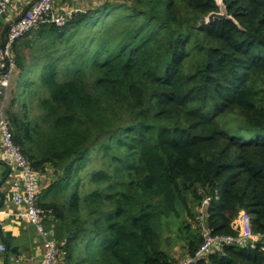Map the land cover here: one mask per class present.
<instances>
[{
    "label": "trees",
    "instance_id": "16d2710c",
    "mask_svg": "<svg viewBox=\"0 0 264 264\" xmlns=\"http://www.w3.org/2000/svg\"><path fill=\"white\" fill-rule=\"evenodd\" d=\"M222 2L231 18L207 22L215 0H56L63 25L53 10L13 42L3 115L50 168L54 264H177L164 224L193 257L240 211L261 236L188 264H264V0Z\"/></svg>",
    "mask_w": 264,
    "mask_h": 264
},
{
    "label": "built area",
    "instance_id": "2783aa9c",
    "mask_svg": "<svg viewBox=\"0 0 264 264\" xmlns=\"http://www.w3.org/2000/svg\"><path fill=\"white\" fill-rule=\"evenodd\" d=\"M56 0H30L28 3V8L22 12L17 18H15L8 26L4 40L0 45V87L3 89L4 99L1 102L0 106V135H1V147L2 152L5 156L10 158L15 166L19 169L21 179L20 181L15 182V194L13 195L12 201L15 204H24L25 211L23 216L26 219L33 221L38 229L40 236L42 237L44 243V253L42 264H54V260L59 252L61 251L56 247L54 241L52 240L53 230L52 229H43L40 224V214L41 208L37 203V193L39 191V175L38 171L35 170L30 163L23 156L21 150L14 145L12 140V135L9 130L8 122L3 115V107L5 101V95L8 92V89L13 78V74L16 70V65L13 59L12 54V44L13 42L21 37L28 29L42 20L43 16L48 15L53 10H55L56 15L51 19L55 22L57 26H61L65 22V17L61 12H67L68 8L55 7ZM9 5V0H0V13L3 14L7 11ZM59 12H57V10ZM76 11V10H72ZM242 221L237 219V222L240 225V232L237 237L230 236H210L208 231H205L203 235V241L195 251L193 257H188L182 260L177 264H188L195 257L203 255L204 253L219 249L223 244L230 242H239L243 243L246 240L251 242L258 238L259 234H254L251 230L249 220L245 219L243 211ZM5 213V210H0V214ZM264 235V234H263ZM6 245L0 238V253L5 252ZM65 254V251H62Z\"/></svg>",
    "mask_w": 264,
    "mask_h": 264
},
{
    "label": "crops",
    "instance_id": "0c3cea01",
    "mask_svg": "<svg viewBox=\"0 0 264 264\" xmlns=\"http://www.w3.org/2000/svg\"><path fill=\"white\" fill-rule=\"evenodd\" d=\"M30 0H9L8 9L3 13L4 22H0V44L5 36L9 24L28 8ZM14 78L12 88L15 87ZM8 92L5 100H8ZM3 89L0 87V106L4 99ZM4 106H6L4 101ZM39 175V190L50 181L51 171L48 166ZM21 175L14 162L5 156L1 147L0 135V238L6 245V250L0 254V264H41L45 250L43 240L38 238L39 232L36 224L26 219L22 214L25 211L24 204H15L12 201L15 194V182L20 181Z\"/></svg>",
    "mask_w": 264,
    "mask_h": 264
},
{
    "label": "rangeland",
    "instance_id": "374dc122",
    "mask_svg": "<svg viewBox=\"0 0 264 264\" xmlns=\"http://www.w3.org/2000/svg\"><path fill=\"white\" fill-rule=\"evenodd\" d=\"M75 6H77V8H82L83 7L82 4H81V2H80V5H75ZM16 76H17V72L14 74V77H13V79L11 81L12 84H13V80H14V78ZM22 78H23V76H21V77L18 76L17 77L16 83L18 84V86L21 85ZM10 89H11V84H10V87L8 89V92L10 91ZM182 215L184 216V214H182ZM242 215H243V213L240 212L239 215H238V218H237L239 221H242L243 220L242 219ZM174 227L175 226H172L169 223L168 224L166 223V224L163 225L164 237H162V239H163L162 244H163V247L165 248V250L168 253H170V255L172 256V258L177 263H180L182 260H184V259L187 258V256H186V250H185V246H184V237ZM38 238H40L42 240V237L40 235H38ZM42 261H43V255H42V259H41V264H42Z\"/></svg>",
    "mask_w": 264,
    "mask_h": 264
},
{
    "label": "water",
    "instance_id": "95a60500",
    "mask_svg": "<svg viewBox=\"0 0 264 264\" xmlns=\"http://www.w3.org/2000/svg\"><path fill=\"white\" fill-rule=\"evenodd\" d=\"M215 2H216V5L218 6V10L209 12L205 17V20L207 22H212L215 18L217 19L231 18V16L227 14L225 5L223 4L222 0H215ZM4 20L5 19L3 15L0 13V22H4Z\"/></svg>",
    "mask_w": 264,
    "mask_h": 264
}]
</instances>
